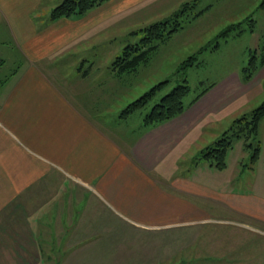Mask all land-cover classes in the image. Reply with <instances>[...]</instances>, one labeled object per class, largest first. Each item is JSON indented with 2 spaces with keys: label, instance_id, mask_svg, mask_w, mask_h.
Instances as JSON below:
<instances>
[{
  "label": "crops",
  "instance_id": "1",
  "mask_svg": "<svg viewBox=\"0 0 264 264\" xmlns=\"http://www.w3.org/2000/svg\"><path fill=\"white\" fill-rule=\"evenodd\" d=\"M52 1L0 0V249L11 263L27 250L37 264H125L116 256L82 257L83 248L122 249L124 259L128 245H149V232L201 221L191 219L197 213L188 199L199 192L189 167L182 175L190 140L255 100L264 65L246 83L240 70L229 72L165 123L145 128L140 119L141 126L128 127L130 115L117 112L129 104L136 76L117 77L110 65L98 70L86 60L96 50L73 48L83 34L145 9L144 0L140 7L138 0H110L84 16L40 22ZM5 51L20 67L2 82ZM256 258L264 261V253Z\"/></svg>",
  "mask_w": 264,
  "mask_h": 264
},
{
  "label": "rangeland",
  "instance_id": "2",
  "mask_svg": "<svg viewBox=\"0 0 264 264\" xmlns=\"http://www.w3.org/2000/svg\"><path fill=\"white\" fill-rule=\"evenodd\" d=\"M140 1H137L139 7L143 5ZM262 1L144 0L145 9H137L129 18L121 16L119 22L111 28L101 27L89 34H83L79 47L73 49L80 52L96 50L94 52L97 57H87L86 60H94L98 70H104L121 55L125 46L139 42L143 37L140 30L163 21L178 11L182 4L189 3V9L182 18V27L164 44H160L158 53L153 55L148 66L139 68L136 79L129 86L131 89L126 99L130 103L157 83L166 79L177 80V75L182 73L191 87L203 88L247 64L249 52L255 48L264 33ZM60 2L61 0H53L51 4L55 7ZM147 5L150 6L147 8ZM148 10L152 13L148 14ZM158 10L163 12L158 13ZM198 12L199 16L191 20ZM49 13L40 12L39 21L47 19ZM102 24L103 21L100 25ZM81 27L79 25V30L83 28ZM6 55L5 51V60L8 61L5 71L13 66L10 57ZM193 55L196 56L195 64L180 70L182 62ZM68 61V58H64L59 62L66 66ZM173 83L160 91L156 98L169 90ZM257 90L254 101H244L243 109L239 105L237 109L217 118L210 125H203L206 129L190 140L194 142L189 144L190 147L186 150L188 157L181 163L182 175L189 167V175L193 177V185H197L199 192L195 200L192 197L188 199L189 204L195 208L192 213H197L191 219L201 221L178 226L173 230L149 232L146 234L149 245H128L124 259L119 258L124 252L122 249H92L94 245H86L82 257L87 258L88 254L92 259L98 256L106 259L116 256L117 263L124 261L125 264H264V261L260 262L256 258L264 253V118L259 125L258 139L261 149L256 162L248 161V154L243 151L241 141L233 143L226 157V167L222 171L211 167L200 154L206 141L214 142L220 138L235 118L243 112H250L264 101V84ZM237 104H241V101ZM122 107L120 106L117 114L122 111ZM117 116L120 117V114ZM140 119L138 112L131 114L126 118V125L135 128L141 126ZM182 156L183 154L180 158ZM204 193V197H207L204 201L197 198L200 196L203 199ZM117 251L119 252L116 255ZM56 252L58 251L53 249L52 256H56ZM19 254L16 263H11L8 252L0 249V264H37L32 254L28 256L27 250L20 251ZM138 254L141 256L138 257ZM44 264L55 263L52 261Z\"/></svg>",
  "mask_w": 264,
  "mask_h": 264
},
{
  "label": "trees",
  "instance_id": "3",
  "mask_svg": "<svg viewBox=\"0 0 264 264\" xmlns=\"http://www.w3.org/2000/svg\"><path fill=\"white\" fill-rule=\"evenodd\" d=\"M110 0H62L57 6L51 9L48 19L54 21L60 18L73 16H84L89 11ZM261 6H264V0ZM189 9V3H184L172 16L161 22H155L140 30L143 37L139 42L130 44L122 49L120 56L116 57L110 65V69L117 77L129 75L136 76L139 68L148 66L157 48L164 44L170 36L182 27V18ZM204 12V11H203ZM196 13L192 18L199 16ZM196 56H190L181 64L180 70L195 64ZM264 65V34L259 39L255 50L249 52L248 62L240 69V77L244 83L248 82ZM20 67L16 64L5 71L2 82H6ZM139 70V71H138ZM184 72V71H183ZM179 79H166L154 85L148 92L133 100L121 111L120 117L125 118L138 112L141 117L142 126L152 128L165 123L180 114L194 104L213 85L210 83L203 88H193L186 77L177 75ZM176 76V77H177ZM1 82V81H0ZM174 82L173 86L163 93L158 99L157 94L166 89L168 84ZM264 118V101L248 113L235 118L229 128L222 132L220 138L201 150V157L211 167L222 171L226 167V157L235 141H241L243 151L248 154L250 163L256 162L261 145L258 139L259 125ZM242 162V161H241Z\"/></svg>",
  "mask_w": 264,
  "mask_h": 264
}]
</instances>
